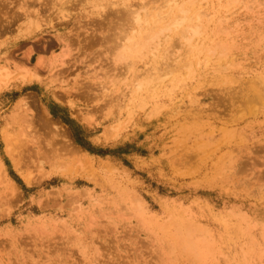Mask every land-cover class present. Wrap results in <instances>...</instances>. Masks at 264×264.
I'll return each mask as SVG.
<instances>
[{
  "label": "rangeland",
  "instance_id": "1",
  "mask_svg": "<svg viewBox=\"0 0 264 264\" xmlns=\"http://www.w3.org/2000/svg\"><path fill=\"white\" fill-rule=\"evenodd\" d=\"M168 1L0 0V264H264V0L119 59Z\"/></svg>",
  "mask_w": 264,
  "mask_h": 264
},
{
  "label": "bare ground",
  "instance_id": "2",
  "mask_svg": "<svg viewBox=\"0 0 264 264\" xmlns=\"http://www.w3.org/2000/svg\"><path fill=\"white\" fill-rule=\"evenodd\" d=\"M170 1H172V0H170ZM170 1H168L167 3L169 4ZM194 1L195 0H185L183 2H180L181 5L179 3L177 5V9L174 11L172 10L173 8L171 7L173 4L170 7L168 5L169 9H166L167 11H162L163 8H158L160 5L158 7L155 5L156 6L155 8H157V10H155V8H154L153 12L151 10L150 11L145 10L146 8L144 9L145 11H143V9L142 10L140 9L141 7L138 9H139V11L140 10L143 11V13L138 12V10L136 12L134 11V13H132L133 16H131L132 17L131 18L132 24L129 27L130 31H128L129 32L128 36L126 37V35H125V38H124L125 40H123L124 43L122 44V50L119 54V59L123 60L124 62H127L126 59H135L136 57L141 58L142 56H144V55H141L143 53L144 54L150 53V54L154 55L155 53H159V51H161V50L166 51L169 49V48H167L168 42H170L172 35H175V34H179L178 40H181L184 43H186V46H190L191 40L194 37L198 39L200 37V35L203 34L202 33L203 28H204L203 27L204 26L203 25V23H204L203 16L207 15V13L205 11H203V12L206 15H203L202 11L199 13V12H195L196 10L193 11L190 9L191 6L193 7V4H195ZM225 1H226V5L229 7L234 5V4H238L240 2V0H225ZM145 5H147V4L145 3ZM165 5H167V4H165ZM144 7H146V6H144ZM144 7H142V8H144ZM153 7L154 6H152V8ZM226 12H228V11H226ZM225 14H227V13H225ZM206 20H208V19H206ZM208 22H210V21H208ZM219 29H220V27H219ZM227 31H226V33H227ZM229 34H230V32H229ZM175 37L176 36H174V38ZM225 42H224V44H225ZM161 43L164 45L162 46ZM187 44H189V45H187ZM224 44L216 42L214 44V46H217V47L212 46L213 49L211 48V50H209V46H208V47H206L208 49L205 48L203 50V48H201L202 50L198 49L197 51L200 50L199 55L203 52L204 58L202 56L201 57L204 60L202 58L201 59L203 60L204 63H206L210 59L211 56H215L217 66H218L219 61H221V60L226 61L227 49H226V45H224ZM170 45H171V43H170ZM160 46H162V47L159 49ZM165 53H166V55L170 54V53H167V51ZM146 54H145V56H147ZM139 55H141V56H139ZM223 61H222V64H223ZM186 62H188V65H186V67L189 66V68L187 67L188 73H191L192 68H190V66L192 64L189 63V61H186ZM197 64H198V62H197ZM127 66H129V65H127ZM184 67H185V65H184ZM184 67H182V68H184ZM1 71L2 70L0 69V73H1ZM186 71H187V69H186ZM141 86L142 85H139L140 89L143 88ZM257 94H258L257 98L259 100L262 98V95H264V94H262L261 91H257Z\"/></svg>",
  "mask_w": 264,
  "mask_h": 264
}]
</instances>
